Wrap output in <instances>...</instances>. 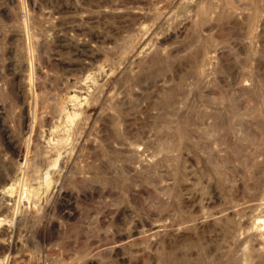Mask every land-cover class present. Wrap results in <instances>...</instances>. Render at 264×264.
Returning a JSON list of instances; mask_svg holds the SVG:
<instances>
[{
    "label": "rangeland",
    "instance_id": "rangeland-1",
    "mask_svg": "<svg viewBox=\"0 0 264 264\" xmlns=\"http://www.w3.org/2000/svg\"><path fill=\"white\" fill-rule=\"evenodd\" d=\"M0 264H264V0H0Z\"/></svg>",
    "mask_w": 264,
    "mask_h": 264
}]
</instances>
